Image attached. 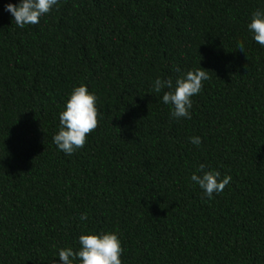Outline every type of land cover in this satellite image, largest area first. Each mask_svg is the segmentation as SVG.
I'll use <instances>...</instances> for the list:
<instances>
[{
    "label": "trees",
    "instance_id": "16d2710c",
    "mask_svg": "<svg viewBox=\"0 0 264 264\" xmlns=\"http://www.w3.org/2000/svg\"><path fill=\"white\" fill-rule=\"evenodd\" d=\"M9 3L0 264H61L81 234L112 232L122 264H264V47L247 28L264 0H58L24 28ZM200 67L191 119L172 117L153 82ZM81 84L99 125L67 155L52 137ZM200 164L232 178L212 199L190 179Z\"/></svg>",
    "mask_w": 264,
    "mask_h": 264
},
{
    "label": "clouds",
    "instance_id": "9594fccd",
    "mask_svg": "<svg viewBox=\"0 0 264 264\" xmlns=\"http://www.w3.org/2000/svg\"><path fill=\"white\" fill-rule=\"evenodd\" d=\"M57 4L58 0H20L18 5L7 4L5 11L11 14L18 27L24 28L26 25L38 24L40 18ZM247 28L253 34L254 41L264 47V10L257 9L252 13ZM237 48L243 53V41L238 42ZM176 71L179 72V68ZM208 79V70L200 67L178 77L175 84L170 78H157L152 88L156 93L167 89L163 91L162 101L166 105H172V117L191 119V97L199 94L203 81ZM96 100V96L83 84L74 87L68 95L63 110L59 112V130L52 137L53 143L65 154L72 155L77 149L83 148L87 137L97 129L99 111ZM189 140L197 146L201 143L200 137H190ZM197 172L200 174L193 173L190 179L208 199H212L214 193L222 192L232 179L228 175L220 179V172L206 171L203 164L199 165ZM80 218L87 219V214H81ZM78 241V251L74 252L71 248L59 250L61 264H73L74 260H78V264H122L120 257L123 249L114 232L81 234Z\"/></svg>",
    "mask_w": 264,
    "mask_h": 264
}]
</instances>
